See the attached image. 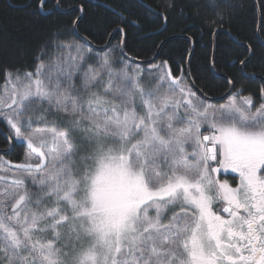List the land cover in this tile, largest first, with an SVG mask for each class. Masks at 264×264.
I'll return each instance as SVG.
<instances>
[{
    "label": "snow or ice",
    "instance_id": "snow-or-ice-1",
    "mask_svg": "<svg viewBox=\"0 0 264 264\" xmlns=\"http://www.w3.org/2000/svg\"><path fill=\"white\" fill-rule=\"evenodd\" d=\"M48 4L26 6L47 19L59 8ZM102 6L115 19L94 27H83V3L71 6L75 18L48 34L32 71L0 68L2 151L26 149L23 162L0 163V264H264V87L257 104L226 77L227 101L208 103L167 60L133 62L127 30L138 25L123 5ZM187 6L191 17L169 0L165 23L203 10L231 23L237 7ZM256 43L264 37L237 41L242 74ZM221 170L239 176L235 187Z\"/></svg>",
    "mask_w": 264,
    "mask_h": 264
},
{
    "label": "trees",
    "instance_id": "trees-1",
    "mask_svg": "<svg viewBox=\"0 0 264 264\" xmlns=\"http://www.w3.org/2000/svg\"><path fill=\"white\" fill-rule=\"evenodd\" d=\"M30 0H0V68H20L22 71H32L34 55L39 50L48 34L57 27H67L75 18V13H69L71 6L79 7L81 3L87 9L83 27L95 26L98 21L115 19L102 5L115 8L123 5L124 15L134 25L128 28L127 48L125 52L139 61L150 60L157 55L156 60L150 64H158L167 60L171 66L173 75L179 76L182 71L189 81L196 86L197 95L203 97L200 92L211 98L224 96L229 87L225 78L235 81L236 89H242L240 95H254L259 103L258 92L264 87V47L259 43L254 44L255 56L243 74L239 71V62L245 58L241 54L240 44H252L264 24V0H233L237 5L231 23H211L213 15L203 10L195 19H184L177 13L168 17L165 23L163 16L166 14L165 6L169 0H49L48 7L59 5L55 15L47 19L34 15L28 5ZM178 7H183L189 17L196 11L194 7H188L193 0H176ZM159 13L154 16L148 9ZM114 23L112 27H117ZM194 25V26H189ZM217 29L223 31L217 33ZM110 30V29H109ZM79 35L87 36L92 44L102 46L103 39L88 35L81 30ZM70 39L79 40V36H70ZM119 35L117 36V40ZM114 43L116 41H113ZM215 54V70L212 69L213 55ZM246 54V53H245ZM257 78H249L252 75ZM3 77L0 75V85ZM207 102L219 104L210 98ZM0 129L7 132L6 126L0 123ZM0 133H2L0 131ZM4 133L0 134V149L9 147ZM25 146L16 145L12 151L0 155L3 161L12 165L23 162ZM233 179V176H228Z\"/></svg>",
    "mask_w": 264,
    "mask_h": 264
},
{
    "label": "rangeland",
    "instance_id": "rangeland-1",
    "mask_svg": "<svg viewBox=\"0 0 264 264\" xmlns=\"http://www.w3.org/2000/svg\"><path fill=\"white\" fill-rule=\"evenodd\" d=\"M158 64H159V63H158ZM152 65H155V64H152ZM141 66H142L143 68H148V67H150L151 65H145V64H142V63H141ZM241 96H245V95H241ZM226 101H227V100H226ZM226 101H224V102H222V103H219L218 105H217V104H213V105L219 107L220 105L224 104ZM209 103H210V102H209ZM211 104H212V103H211ZM204 134H208V132L205 130V131H204ZM24 157H25V156H24ZM0 163H5V162H4L3 159H2V161H0ZM229 174H230L231 176H233L234 178H233V179H229V178H227V177L229 176ZM217 175H218V177H219L220 180H225V179H227L231 185L234 184V185H232L233 187H235L236 184L239 182V176H238L237 174H235V173H231L230 170H229V172H228L227 174H225V173L223 172V170H221V173H218ZM216 207H217V208H220V207H222V205L217 204ZM169 215H171V212H169Z\"/></svg>",
    "mask_w": 264,
    "mask_h": 264
},
{
    "label": "water",
    "instance_id": "water-1",
    "mask_svg": "<svg viewBox=\"0 0 264 264\" xmlns=\"http://www.w3.org/2000/svg\"><path fill=\"white\" fill-rule=\"evenodd\" d=\"M156 58H157V55L156 56H154V57H152V59H150V60H145L147 63L146 64H150V63H152L154 60H156ZM136 62H145L144 60L142 61H139V60H137V59H134ZM200 94L203 96V97H206L207 99L208 98H210L212 101H215V102H219V101H223V100H225V99H227L228 98V95H230L231 93H228V94H225L224 96H221V97H219V98H211V97H209V96H206V95H204V94H202L201 92H200ZM0 131L2 132V133H4V135L5 136H7V134L5 133V131H2L1 129H0ZM0 152H2V153H4V151H2V150H0ZM5 153H7V152H5Z\"/></svg>",
    "mask_w": 264,
    "mask_h": 264
},
{
    "label": "flooded vegetation",
    "instance_id": "flooded-vegetation-1",
    "mask_svg": "<svg viewBox=\"0 0 264 264\" xmlns=\"http://www.w3.org/2000/svg\"><path fill=\"white\" fill-rule=\"evenodd\" d=\"M232 185H234V184H232Z\"/></svg>",
    "mask_w": 264,
    "mask_h": 264
}]
</instances>
